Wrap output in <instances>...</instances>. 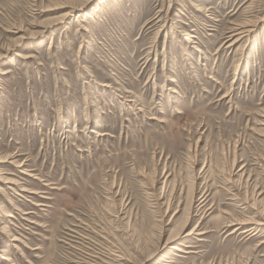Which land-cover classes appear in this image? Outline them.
<instances>
[{"label": "rangeland", "instance_id": "374dc122", "mask_svg": "<svg viewBox=\"0 0 264 264\" xmlns=\"http://www.w3.org/2000/svg\"><path fill=\"white\" fill-rule=\"evenodd\" d=\"M81 3L0 0V264H264V0Z\"/></svg>", "mask_w": 264, "mask_h": 264}, {"label": "bare ground", "instance_id": "6f19581e", "mask_svg": "<svg viewBox=\"0 0 264 264\" xmlns=\"http://www.w3.org/2000/svg\"><path fill=\"white\" fill-rule=\"evenodd\" d=\"M92 0H82V3H81V7H85L88 3H90ZM81 7H79V8H81ZM70 8H72L73 10L74 9H76L75 7H70ZM72 9L70 10V11H72ZM78 9V8H77ZM82 9V8H81ZM70 13V12H69ZM68 14V12H66L65 13V15L64 16H66ZM249 23V22H248ZM251 24V23H250ZM250 24H248V25H250ZM247 25V26H248ZM252 26V25H251ZM242 28H245V23H244V25H242V26H240V28L239 29H242ZM238 28H236V30H237ZM250 30V29H249ZM245 31H247V30H245V29H243V30H240V31H238V32H236L235 34L236 35H241L242 33H244ZM249 32V31H248ZM18 54V56H19V58L20 57H22V58H24V56L22 55V54H20V53H17ZM6 182H9L8 180L6 181ZM254 221V220H253ZM185 231V230H184ZM194 233V232H193ZM190 234H192V230H189L188 232H186L185 233V235L184 236H189ZM196 234H199V233H196ZM176 239V238H175ZM172 241H173V239H172ZM174 248L175 249H177L178 251H182V249L181 248H179V247H177V246H174Z\"/></svg>", "mask_w": 264, "mask_h": 264}]
</instances>
